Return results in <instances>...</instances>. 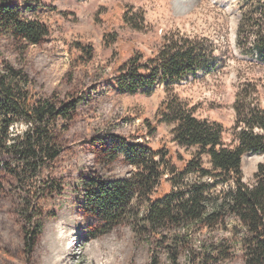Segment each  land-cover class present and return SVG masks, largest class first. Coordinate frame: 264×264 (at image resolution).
I'll return each instance as SVG.
<instances>
[{
	"label": "trees",
	"instance_id": "16d2710c",
	"mask_svg": "<svg viewBox=\"0 0 264 264\" xmlns=\"http://www.w3.org/2000/svg\"><path fill=\"white\" fill-rule=\"evenodd\" d=\"M38 4L0 0V37L21 46L39 45L49 36V27L23 17ZM243 12L241 39L264 63V0H252ZM207 58L195 41L171 36L153 57L123 63L108 85L121 94L169 90L209 68ZM84 103L85 96H80L56 105L35 90L23 71L0 62V175L16 184L12 189L0 186L18 200L26 255L33 251L44 217L55 218L71 198L97 220L103 234L127 225L147 244L148 264H161L160 255L163 264H222L236 257L242 264H264V161L251 181L245 182L242 174L245 156H264V109L247 90L235 96L228 144L219 123L197 118L186 103L171 96L155 116L159 124L171 127L177 147L194 150L188 161L177 157L181 163L176 166L172 151L92 134L88 143L98 148L91 152L98 169L84 166L74 182L53 180L47 175L62 152L58 135ZM119 158L133 171L122 179L105 176L107 166Z\"/></svg>",
	"mask_w": 264,
	"mask_h": 264
},
{
	"label": "rangeland",
	"instance_id": "374dc122",
	"mask_svg": "<svg viewBox=\"0 0 264 264\" xmlns=\"http://www.w3.org/2000/svg\"><path fill=\"white\" fill-rule=\"evenodd\" d=\"M36 1L38 7L23 17L46 24L49 36L37 46H21L1 36L0 62L23 71L35 90L56 105L85 96L77 116L58 135L62 152L47 175L53 180L74 182L84 166L98 169L91 154L98 148L88 143L92 134L172 151L176 166L181 163L177 157L188 161L194 150L177 147L171 127L159 124L155 116L168 97L186 103L197 118L219 123L226 144L233 138V104L239 91L247 90L264 109V63L249 51L250 43L244 45L239 31L240 18L252 0H183L181 11L175 8L176 0ZM171 36L200 45L209 68L169 90L156 87L150 93L121 94L109 87L118 67L132 57H153ZM263 161L258 155L243 158L245 182ZM131 171L119 158L103 174L122 179ZM2 184L10 189L16 185L0 175ZM45 206L49 209L48 202ZM102 231L87 210L67 198L55 218L44 217L33 251L26 255L18 200L0 186V264H148L147 244L127 225L107 234ZM164 260L160 255L161 264ZM222 264L242 261L236 257Z\"/></svg>",
	"mask_w": 264,
	"mask_h": 264
},
{
	"label": "bare ground",
	"instance_id": "6f19581e",
	"mask_svg": "<svg viewBox=\"0 0 264 264\" xmlns=\"http://www.w3.org/2000/svg\"><path fill=\"white\" fill-rule=\"evenodd\" d=\"M174 4L177 11L185 10V6L183 5V0H176Z\"/></svg>",
	"mask_w": 264,
	"mask_h": 264
}]
</instances>
